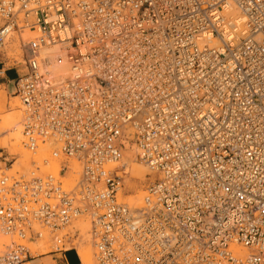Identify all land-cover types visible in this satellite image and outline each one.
Segmentation results:
<instances>
[{
	"label": "built area",
	"instance_id": "built-area-1",
	"mask_svg": "<svg viewBox=\"0 0 264 264\" xmlns=\"http://www.w3.org/2000/svg\"><path fill=\"white\" fill-rule=\"evenodd\" d=\"M6 61L24 147L62 160L0 173V264L77 250L81 219L95 264H264V0H0ZM127 143L158 174L141 206L119 199Z\"/></svg>",
	"mask_w": 264,
	"mask_h": 264
},
{
	"label": "rangeland",
	"instance_id": "rangeland-1",
	"mask_svg": "<svg viewBox=\"0 0 264 264\" xmlns=\"http://www.w3.org/2000/svg\"><path fill=\"white\" fill-rule=\"evenodd\" d=\"M23 34H25V33H23ZM19 43H20V36L17 33H15L13 35L12 39H10V41L6 45L7 46L6 48H7V51H8L9 55L17 57V55L21 52V50L19 48ZM15 44H16V46H15ZM19 60L21 62H23V59H21V57L19 58ZM15 71L18 72V68H16ZM22 108L23 107H22V104L20 102V98L18 96L17 97L16 96L15 97H8L7 94H6L5 97L0 100V122H1L0 125L3 124L2 121H4L6 119V117H8V114L12 113V112L13 113L15 112L16 117H17V119L15 118V120H16L15 123H18V124L21 125L22 118H23ZM6 127H7V130H6ZM12 127H14L13 123L9 124V126L7 124H4L1 127L2 129H0V131L2 130L1 131L2 133L0 132L1 133L0 134V149H5L9 154H11L10 157H9V160H11L12 157H15V156H16V160H18V158L21 157V154L24 155L22 153V150H24L25 152L27 151V155H26L27 158H25V159H27L26 162L28 163V165L25 164L26 166L19 167L15 163L16 162V160H15L14 161L15 164H13V167L10 168V166L12 164L11 161H10V162H8V164H4V163L0 164V173L3 170H6L7 168H10V169H8L9 173H14L16 171H19L21 173H27L30 170L34 169V167L32 166V161L36 160V161H39L41 163L42 159H45V158H48L50 163H49V165H43L41 163V167L43 168V170L44 171L46 170V171L58 173V170H57L58 169V164L60 163L59 161H61L62 159H58L57 160V159H54L51 156L52 151L56 148V145H54L52 143L40 144L39 148L37 149V152L36 153H32V152L26 150V148L24 147V145H23L24 136L22 135V137L20 139V144H19L20 146L18 145V146H10L9 147L8 146V142H6V139L10 137V133L12 131ZM21 129H22V125H21ZM132 151L134 153V150H132ZM134 156H135L136 162L140 163V159H138V157L136 156V153L134 154ZM136 162L132 163L130 172L128 174H125V176H123V183H122L123 186L122 187L125 188V190H124L123 197L121 198L119 196L120 197L119 198L120 201L129 203V204H130V202H128V200H127V199H129V196H131L133 194H136L139 190H144V192H145L148 189V187H150V185H152L158 178V174L156 172L152 171L143 162H141L138 165H136L137 164ZM75 164L76 165H75V168H74V173H72L70 176L69 175H64L63 181H64L65 185L66 184L67 185L73 184L74 181L76 179H78L79 176H80L81 169L78 166L77 162H75ZM120 167L124 168L123 165L120 166ZM128 179H129V182L127 181ZM125 181H126V183H125ZM130 185H132V186H130ZM145 195L146 194L144 193L143 197ZM143 197H142V199H143ZM132 205H135V204H132ZM77 222L78 223H76V226H78L79 229H81L83 226L80 228V226L77 225V224L83 223L84 225L86 224V226H87V224L89 223L88 221H85L83 219H81V220H79ZM86 226L83 229H88L87 231H89L90 230V225L87 228H86ZM78 227H76V228H78ZM89 238H90V236H89ZM89 241H90V239H89ZM6 244H8V239L6 237H4V235L2 233H0V246H1V248H3V250H5ZM37 246L38 247L39 246H44V247L48 246L47 249L49 248L51 250L50 243H48L47 241L39 242V243H31L30 244V247H31L32 251H33V248L34 247L36 248ZM50 250H48V253H51V252H49ZM1 251H2V249L0 250V252ZM48 253L40 254L38 256H42V255H45V254H48ZM33 264H43V263L40 262V261H34ZM94 264H95V258H94Z\"/></svg>",
	"mask_w": 264,
	"mask_h": 264
},
{
	"label": "bare ground",
	"instance_id": "bare-ground-1",
	"mask_svg": "<svg viewBox=\"0 0 264 264\" xmlns=\"http://www.w3.org/2000/svg\"><path fill=\"white\" fill-rule=\"evenodd\" d=\"M23 34V33H22ZM19 34V36H20V43H19V48H20V44H21V41L23 40V39H27V38H29V37H31V36H34L35 35V33H32V32H30V31H26L25 32V34ZM22 35V36H21ZM15 46H16V44H15ZM55 49H57V47H54V50ZM21 59H22V57H21ZM24 60V59H23ZM52 70H53V72H54V74L56 75V76H58V77H66L68 74H69V65H68V63L66 62V60H64L63 62H56V63H54V65L52 66ZM17 97V96H16ZM19 112V111H18ZM17 113V112H16ZM18 114V113H17ZM15 118L17 119V117H16V114H15V112L13 113H9L8 114V117H6V119L4 120V121H2V125H0V129H2L1 127L4 125V124H7L8 126H9V124H12L13 123V126L14 127H12V131H11V133H10V137L9 138H7L6 139V142H8V146L10 147V146H18L19 144H20V139H21V137H22V135H23V125H22V123H21V125H22V129H21V125L20 124H18V123H15ZM1 123V122H0ZM11 128V127H10ZM9 128V129H10ZM6 130H7V127H6ZM2 131V130H1ZM0 131V132H1ZM10 132V131H9ZM2 133V132H1ZM0 133V134H1ZM127 145V149H126V152H125V155H124V157H123V159H122V161L121 162H118V163H114L113 164V167H120V166H122L123 165V171L121 172L122 174V176H125V174H128L129 172H130V169H131V166H132V163H134V162H136V160H135V156H134V154L136 153V151H135V147H134V145H132L131 143H127L126 144ZM7 146V145H6ZM20 146V145H19ZM46 146V145H45ZM46 149V148H45ZM27 150V149H26ZM132 150H134V153H133V151ZM22 153L24 154V155H22L21 154V157L20 158H18V160H16V164L19 166V167H24V166H26L25 164H27L28 165V163L26 162L27 161V159H25V158H27L26 157V155H27V151L25 152L24 150H22ZM127 154V155H126ZM71 162H73V163H75L76 161L75 160H70ZM26 162V163H25ZM14 163V164H15ZM49 163H50V161H49ZM49 163H48V165H49ZM137 164L136 165H138V164H140L141 163V161H140V163L139 162H136ZM58 164V163H57ZM79 166V165H78ZM26 168V167H25ZM74 168H75V166H74ZM8 169H10V168H8ZM58 172L60 171V164H58ZM73 171H74V169H73ZM72 174V173H71ZM71 174H69V172L68 173H66L65 175H71ZM155 174V173H154ZM155 176V175H154ZM64 178V177H63ZM131 179V178H130ZM128 182H129V179L127 180ZM125 183H126V181H125ZM69 184V183H68ZM130 184V183H129ZM67 185V184H66ZM130 186H132V185H130ZM126 187V186H125ZM128 188V187H127ZM124 190H125V188H121V190L119 191V196L122 198L123 197V195H124ZM144 193L147 195V193H148V191L146 190L145 192H144V190H139L136 194H133V195H131V196H129V199H127L128 200V202H130V204L132 205V204H135L136 206H141L142 204H143V199H144V197H143V195H144ZM119 197V198H120ZM142 197H143V199H142ZM128 198V197H127ZM141 201V202H140ZM126 203V202H125ZM82 222V221H81ZM76 223H78V222H76ZM89 224V223H88ZM87 224V226H86V224L84 225L83 223H81V224H77V225H79L80 226V228L82 229V232H83V238L81 239V240H79V242H78V244H77V250H78V254H79V256H80V259H81V263L80 264H94V258H95V253H96V249L95 248H93V246L91 245V243H90V241H89V236L90 235H88V229H83V228H85V226H86V228L87 227H89V225ZM76 225V224H75ZM76 227H78V226H76ZM79 228V227H78ZM84 230V231H83ZM87 232H86V231ZM0 233H2V232H0ZM3 235H4V237H6L7 239H8V243H10V240H12V237H10L9 235H7L6 233H2ZM20 242H23V241H20ZM39 242H44V241H38L37 243H39ZM29 244V246H30V244L31 243H28ZM48 247V246H47ZM47 247H44V246H37L35 249L33 248V251H32V253L34 254V255H40V254H44V253H48V250H50L49 248L47 249ZM31 248V247H30ZM2 249V251H5V250H3V248H1V246H0V250ZM32 250V249H31ZM50 252V251H49ZM54 252V251H53ZM95 252V253H94ZM29 262V261H28ZM26 263V264H29V263Z\"/></svg>",
	"mask_w": 264,
	"mask_h": 264
},
{
	"label": "crops",
	"instance_id": "crops-1",
	"mask_svg": "<svg viewBox=\"0 0 264 264\" xmlns=\"http://www.w3.org/2000/svg\"><path fill=\"white\" fill-rule=\"evenodd\" d=\"M18 68V72H16ZM4 72L0 75V100L7 94L8 97H15L17 92V80L22 67L8 66L6 61L4 64ZM6 93V94H5ZM8 152L5 149H0V164H8L6 161L9 158ZM34 261H40L43 264H80L81 259L76 249L71 248L62 251H54L42 256H37L35 259L30 260L28 263L33 264Z\"/></svg>",
	"mask_w": 264,
	"mask_h": 264
}]
</instances>
